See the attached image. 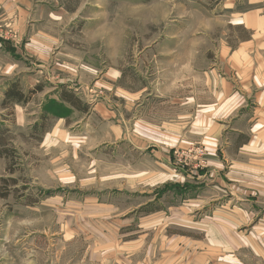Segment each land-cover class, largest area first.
<instances>
[{
  "label": "rangeland",
  "instance_id": "rangeland-1",
  "mask_svg": "<svg viewBox=\"0 0 264 264\" xmlns=\"http://www.w3.org/2000/svg\"><path fill=\"white\" fill-rule=\"evenodd\" d=\"M255 1L33 0L22 24L0 18V149L13 158L0 156V177L16 180L0 198V264H162L170 234L199 241L172 264H264L261 250L244 241L207 240L215 224L232 225L237 239L264 238V196L238 197L219 178L229 164L223 146L211 152L221 159L217 168L201 142L173 149L167 161L165 149L103 142L98 132L110 110L105 98L119 97L128 126L148 109L162 114L151 105L181 63L194 76L248 38L238 21ZM12 85L26 99L3 103ZM65 93L88 111H75ZM56 123L57 143H47ZM223 134L227 142L247 138ZM155 160L162 162L153 167ZM169 170L171 182H147ZM195 250L203 255L192 259Z\"/></svg>",
  "mask_w": 264,
  "mask_h": 264
},
{
  "label": "crops",
  "instance_id": "crops-1",
  "mask_svg": "<svg viewBox=\"0 0 264 264\" xmlns=\"http://www.w3.org/2000/svg\"><path fill=\"white\" fill-rule=\"evenodd\" d=\"M32 1L0 0V18L7 21L13 20L17 25L22 24L21 22L27 18ZM45 1L39 0L41 5ZM255 3L257 4L240 16L238 21L249 31L248 38L239 40L233 48L226 46L221 49L218 54L219 61L210 63L209 68H205V65L201 69L196 67L194 76L189 73L192 67L189 68L185 62L181 63L178 72H175L176 79H171L169 83L167 94L163 97L158 95L151 105L158 110L157 112H160L157 106L162 107L161 113L166 118L162 114L151 113L155 111L148 109L147 112L134 116L132 123L128 126L120 113V107H117L118 94L116 93L115 100L112 98L114 106L110 102L111 99L105 98L109 101L104 102L102 106L106 109L109 107L110 110L107 109L105 121L98 127L103 142L119 144L127 138L133 146L139 148L151 147L153 150L162 148L167 152L163 157L167 161L173 149L186 148L201 142L209 150L208 155L211 156L212 163H216L217 168L221 165V159L211 152L223 146L224 151L223 149L222 151L225 154L221 156L223 158L226 155L229 164L225 176L219 178L227 181L226 186L238 197L244 195L251 201L255 195L264 196V0H258ZM42 35L44 34L35 33L34 37L40 39ZM46 40L41 39L44 43ZM4 42L6 41L0 38V47L5 44ZM38 50H40L39 47L36 51ZM5 51L12 54V49L8 47ZM73 100L77 104V100L75 98ZM64 102L69 103L65 100ZM82 106L72 107L77 111L79 110L77 107ZM79 111L88 110L85 108ZM16 114L18 123L24 124L26 117L21 109ZM59 120L63 121V119ZM60 126L61 123H56L55 132L47 134L45 138L47 143L48 141L57 143L59 132H61ZM228 132L236 136L244 134L247 138L241 143L234 142V139L233 142L231 139L227 142L223 133ZM157 161L162 162L155 160L153 167L157 165ZM1 164H3L2 161L0 166ZM216 172L218 176L219 171ZM216 172L212 176H216ZM175 175L170 170L165 174L150 173L147 182L158 180L171 182L177 178ZM179 182L176 179L174 183ZM240 186L243 187L242 193L235 190V188L241 190ZM217 194L220 196L219 192ZM249 219L250 217L245 218L244 221ZM232 227L229 224L211 226L214 231L210 236L208 235L210 238L207 240L215 246H218V242L221 241L227 242L228 245L230 243L237 245L244 241L245 246L254 247L259 250V253L261 250L263 254L261 257L264 259V238L247 236L237 239L230 235ZM166 239L170 243L168 247L170 251L167 249L164 253L162 264H172L174 255L175 259L186 256L189 249L199 245V241L181 235L170 234ZM164 251H166L165 247ZM195 251L191 252L192 259L203 255ZM177 252L180 254L177 255Z\"/></svg>",
  "mask_w": 264,
  "mask_h": 264
},
{
  "label": "trees",
  "instance_id": "trees-1",
  "mask_svg": "<svg viewBox=\"0 0 264 264\" xmlns=\"http://www.w3.org/2000/svg\"><path fill=\"white\" fill-rule=\"evenodd\" d=\"M5 98H7L6 100L3 101V103H7L9 102H18V101H24L26 99V96L24 95V93L17 88L16 85H12L10 88H8L5 91ZM63 100L71 103L74 106V101L72 99H70L68 97V95H66V93L63 95L62 97ZM76 107V106H75ZM79 110H85V105H83L82 107H77ZM8 149L4 148V149H0V156H5L7 158H9L10 161L13 160L12 156H10L8 154ZM11 164L9 163L8 165V170L9 171H13V169L10 167ZM15 179L13 178H6V177H0V198H5L9 191H6V186L8 185L9 182H12L13 184L15 183ZM17 191V190H16Z\"/></svg>",
  "mask_w": 264,
  "mask_h": 264
},
{
  "label": "clouds",
  "instance_id": "clouds-1",
  "mask_svg": "<svg viewBox=\"0 0 264 264\" xmlns=\"http://www.w3.org/2000/svg\"><path fill=\"white\" fill-rule=\"evenodd\" d=\"M123 36L120 34H117L113 37L112 44L116 50H118L120 47H122L123 44Z\"/></svg>",
  "mask_w": 264,
  "mask_h": 264
},
{
  "label": "built area",
  "instance_id": "built-area-1",
  "mask_svg": "<svg viewBox=\"0 0 264 264\" xmlns=\"http://www.w3.org/2000/svg\"><path fill=\"white\" fill-rule=\"evenodd\" d=\"M182 153V152H181ZM175 154H176V152H175ZM181 156V155H180Z\"/></svg>",
  "mask_w": 264,
  "mask_h": 264
}]
</instances>
